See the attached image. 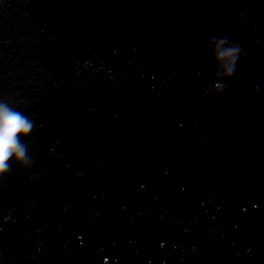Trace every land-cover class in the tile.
Segmentation results:
<instances>
[{
  "label": "water",
  "instance_id": "obj_1",
  "mask_svg": "<svg viewBox=\"0 0 264 264\" xmlns=\"http://www.w3.org/2000/svg\"><path fill=\"white\" fill-rule=\"evenodd\" d=\"M0 100V264H264V0H0Z\"/></svg>",
  "mask_w": 264,
  "mask_h": 264
},
{
  "label": "clouds",
  "instance_id": "obj_2",
  "mask_svg": "<svg viewBox=\"0 0 264 264\" xmlns=\"http://www.w3.org/2000/svg\"><path fill=\"white\" fill-rule=\"evenodd\" d=\"M209 47L217 65L215 76L219 80L209 83L207 90L221 94L226 87L224 81L230 79L236 71L240 48L226 38L214 36L210 38ZM34 127L32 119L7 101L0 100V177L8 174L13 163L25 169L32 167L33 160L28 153V146L21 138L29 137Z\"/></svg>",
  "mask_w": 264,
  "mask_h": 264
}]
</instances>
